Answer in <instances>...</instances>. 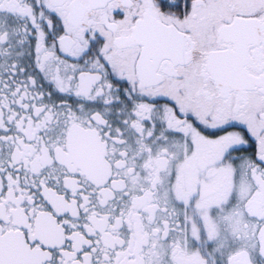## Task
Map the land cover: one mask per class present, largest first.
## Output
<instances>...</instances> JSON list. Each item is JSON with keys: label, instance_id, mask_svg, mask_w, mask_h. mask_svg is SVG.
<instances>
[{"label": "snow or ice", "instance_id": "snow-or-ice-1", "mask_svg": "<svg viewBox=\"0 0 264 264\" xmlns=\"http://www.w3.org/2000/svg\"><path fill=\"white\" fill-rule=\"evenodd\" d=\"M0 264H264V0H0Z\"/></svg>", "mask_w": 264, "mask_h": 264}]
</instances>
